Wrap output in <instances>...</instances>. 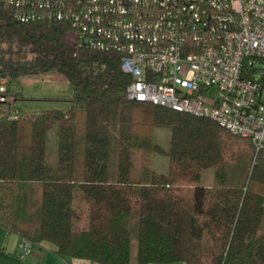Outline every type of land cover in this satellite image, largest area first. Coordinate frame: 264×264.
<instances>
[{
  "label": "trees",
  "instance_id": "16d2710c",
  "mask_svg": "<svg viewBox=\"0 0 264 264\" xmlns=\"http://www.w3.org/2000/svg\"><path fill=\"white\" fill-rule=\"evenodd\" d=\"M119 57L64 24L18 21L0 3V79L15 98L0 104V227L30 246L12 255L42 264L49 244L97 264H264V148L210 118L127 99ZM51 71L71 84L68 106L21 112L15 82ZM53 126L56 167L46 161ZM156 127L170 130L168 151L153 141ZM153 152L168 156L166 173L153 169Z\"/></svg>",
  "mask_w": 264,
  "mask_h": 264
},
{
  "label": "built area",
  "instance_id": "2783aa9c",
  "mask_svg": "<svg viewBox=\"0 0 264 264\" xmlns=\"http://www.w3.org/2000/svg\"><path fill=\"white\" fill-rule=\"evenodd\" d=\"M0 3L18 21L61 23L88 48L118 53L127 99L210 118L264 148V0ZM5 84L0 104H12ZM18 249L23 259L29 242Z\"/></svg>",
  "mask_w": 264,
  "mask_h": 264
},
{
  "label": "rangeland",
  "instance_id": "374dc122",
  "mask_svg": "<svg viewBox=\"0 0 264 264\" xmlns=\"http://www.w3.org/2000/svg\"><path fill=\"white\" fill-rule=\"evenodd\" d=\"M14 88L22 94V98L16 102V106L20 111L37 115L45 110L65 109L69 104L67 100L72 94L71 84L61 74L52 71L36 76L29 75L21 77L15 82ZM57 130V126H53L46 135V161L53 167L57 166ZM169 139L170 130L167 127H156L154 129L153 141L162 146L165 151L169 149ZM152 167L158 173H166L168 169V156L165 153L153 152ZM212 179V169L208 168L204 170L201 177L202 186H210ZM73 195L74 205L81 209V211L86 212V203L80 190L76 189ZM85 221L86 216L83 213L82 223ZM5 234V231L0 227V244L5 239L7 247H13L16 240L15 236L11 235L6 238ZM136 247L137 242L133 238L131 245L132 254L136 251ZM10 253L12 255L13 252ZM32 256H27L25 264L33 261L34 257Z\"/></svg>",
  "mask_w": 264,
  "mask_h": 264
},
{
  "label": "crops",
  "instance_id": "0c3cea01",
  "mask_svg": "<svg viewBox=\"0 0 264 264\" xmlns=\"http://www.w3.org/2000/svg\"><path fill=\"white\" fill-rule=\"evenodd\" d=\"M14 235L15 236V243L13 245V247L8 248L7 247V242L5 241V239L3 240V242L0 244V264H23L21 262V260H19L18 258L14 257L11 255L10 252H20V250L18 249V243H19V237L15 234H5V237L7 238L8 236ZM43 246L48 250L43 263L42 264H97L91 261H87V260H82V259H71L70 261H67L63 258H61L60 256H58L57 254H55L52 251V246L49 244H43ZM35 258V255L32 254ZM31 256V255H29ZM31 257V258H32ZM33 258V259H34ZM177 264H184V263H177Z\"/></svg>",
  "mask_w": 264,
  "mask_h": 264
}]
</instances>
